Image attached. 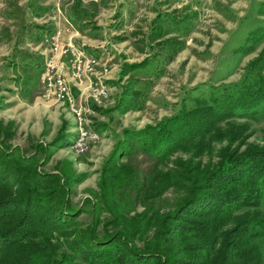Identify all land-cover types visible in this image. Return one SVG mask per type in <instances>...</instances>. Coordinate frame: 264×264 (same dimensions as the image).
<instances>
[{
	"label": "rangeland",
	"instance_id": "obj_1",
	"mask_svg": "<svg viewBox=\"0 0 264 264\" xmlns=\"http://www.w3.org/2000/svg\"><path fill=\"white\" fill-rule=\"evenodd\" d=\"M57 29L51 46H43ZM72 45L98 61L83 82L66 63ZM39 55L53 58V69L86 109V125L97 138L83 150L73 147L76 108L45 95ZM131 65L141 68L130 71ZM258 74L264 75V0H0V144L34 160L36 174L56 178L70 205L85 211L71 235L93 224L99 234L118 233L137 248L159 246L192 179L227 150L264 147V111L209 127L193 121L202 138L153 167L139 152L112 169L115 143L125 130L156 126ZM96 86L105 91L98 99ZM117 166L150 169L143 186L127 191L116 182ZM196 240H178V257L195 254ZM255 243L264 264V238Z\"/></svg>",
	"mask_w": 264,
	"mask_h": 264
},
{
	"label": "trees",
	"instance_id": "obj_2",
	"mask_svg": "<svg viewBox=\"0 0 264 264\" xmlns=\"http://www.w3.org/2000/svg\"><path fill=\"white\" fill-rule=\"evenodd\" d=\"M39 58L43 62L42 56ZM127 68L135 71L141 66ZM211 94L208 99L196 100L195 109H182L156 126L125 130L108 164L115 169L118 160L140 152L147 162L152 159L153 167L202 138L193 121L209 127L212 122L264 111V75L247 76L241 83ZM223 153L201 178L187 180L190 186L185 197L162 231L164 240L152 250L123 243L118 233L99 234L93 224L91 229H77L71 235L85 211L70 205L56 178L43 179L36 174L34 160L0 144V264H261L262 252L255 240L264 238V213L260 210L264 202V147ZM117 169L116 182L128 191L143 186L147 178L143 174L150 167H141L143 172ZM12 195L15 198L9 197ZM94 210L92 206L97 220ZM237 216L241 219H235ZM233 219L237 222L232 229L224 230ZM190 238L197 239V252L178 257L176 242ZM62 247L65 251L59 253Z\"/></svg>",
	"mask_w": 264,
	"mask_h": 264
},
{
	"label": "built area",
	"instance_id": "obj_3",
	"mask_svg": "<svg viewBox=\"0 0 264 264\" xmlns=\"http://www.w3.org/2000/svg\"><path fill=\"white\" fill-rule=\"evenodd\" d=\"M60 30L57 29L52 35L48 38L42 40V45L51 46V40H53L54 36H59ZM69 56L66 58V63L69 66V72L72 73V77L80 82H83L85 77L95 71V67L97 66V59L94 56L87 55L82 50L75 48L73 45L70 46ZM42 56L44 67L42 68V73L40 77V83L43 85V90L45 91V95L49 98H53L55 101H58L62 104H67L71 107L76 108V121L79 126V134L77 137V141L74 144V149L79 151L83 150L87 146V141L89 139H96L97 135L90 130V127L86 125V117L83 112V106L81 104L76 103V99L71 96L69 84L66 83L65 79L59 75H57V70L53 69L51 59L49 56ZM65 65V64H64ZM94 89V98L98 99L100 96H103L105 91L103 86H96ZM86 109H84V112ZM83 112V113H84Z\"/></svg>",
	"mask_w": 264,
	"mask_h": 264
}]
</instances>
